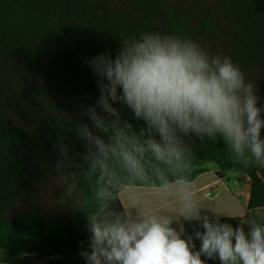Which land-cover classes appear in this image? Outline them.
<instances>
[{
  "label": "trees",
  "instance_id": "16d2710c",
  "mask_svg": "<svg viewBox=\"0 0 264 264\" xmlns=\"http://www.w3.org/2000/svg\"><path fill=\"white\" fill-rule=\"evenodd\" d=\"M142 33L188 39L210 56L230 57L264 106V0H0V264L81 258L91 251L83 243L93 217L127 219L120 186L191 182L209 162L221 178L235 168L248 176V208H264L258 165L237 162L219 136L181 135L175 152L158 159L147 142L160 137L144 120L124 103L113 105L118 118L98 105L90 58L115 57L123 41ZM93 107L99 126L89 118ZM124 151L139 161V174L125 165ZM220 219L234 228L243 220ZM184 230L202 229L187 221ZM194 243L198 250L201 242Z\"/></svg>",
  "mask_w": 264,
  "mask_h": 264
},
{
  "label": "clouds",
  "instance_id": "9594fccd",
  "mask_svg": "<svg viewBox=\"0 0 264 264\" xmlns=\"http://www.w3.org/2000/svg\"><path fill=\"white\" fill-rule=\"evenodd\" d=\"M89 64L98 76V105L118 118L113 105L124 103L144 120L160 137L161 142H147L158 159L175 152L181 135L194 133L219 136L245 166L252 160L264 164V106L256 86L230 57L210 56L188 39L142 33L139 39L123 41L115 57L101 54ZM87 111L99 126L96 108ZM94 143L106 156L108 146L98 137ZM144 150L135 148L141 154ZM121 156L131 171L140 173L132 153ZM182 216L198 222L202 230L185 235L182 224L174 228L172 220L151 213L138 220L118 216L111 223L93 217L88 226L91 251L81 255L87 264H206L202 256L219 259L220 264H264V225L242 220L234 228L219 215H202L191 202L185 203ZM195 239L201 242L198 250Z\"/></svg>",
  "mask_w": 264,
  "mask_h": 264
},
{
  "label": "crops",
  "instance_id": "0c3cea01",
  "mask_svg": "<svg viewBox=\"0 0 264 264\" xmlns=\"http://www.w3.org/2000/svg\"><path fill=\"white\" fill-rule=\"evenodd\" d=\"M203 172L191 182L182 180L162 186L124 185L117 190V197L125 211L127 219L138 220L143 214H154L173 221V227L185 226L182 213L186 202L193 203L202 215L215 218L241 217L253 220L254 215L264 208L250 210L249 177L237 172H228L219 177L220 168L208 163L201 166ZM260 173V172H259ZM261 178L264 180L260 173ZM208 192H211L208 194ZM90 239L83 244H89ZM57 259L49 257L37 264ZM86 259L82 256L75 260H67V264H81ZM87 264V263H86Z\"/></svg>",
  "mask_w": 264,
  "mask_h": 264
},
{
  "label": "rangeland",
  "instance_id": "374dc122",
  "mask_svg": "<svg viewBox=\"0 0 264 264\" xmlns=\"http://www.w3.org/2000/svg\"><path fill=\"white\" fill-rule=\"evenodd\" d=\"M254 161V163H256L259 167V171L262 175V177L264 178V164H260L258 162H256L255 160H252ZM211 164H214L216 167H218L215 163L213 162H209ZM205 164H208V163H205ZM232 173V172H231ZM250 221H253V222H256V223H259V224H262L264 225V210H261L260 212L256 213L254 215V219L253 220H250ZM245 231L247 232L248 231V227L247 225H245Z\"/></svg>",
  "mask_w": 264,
  "mask_h": 264
},
{
  "label": "built area",
  "instance_id": "2783aa9c",
  "mask_svg": "<svg viewBox=\"0 0 264 264\" xmlns=\"http://www.w3.org/2000/svg\"><path fill=\"white\" fill-rule=\"evenodd\" d=\"M211 192H208V194H210Z\"/></svg>",
  "mask_w": 264,
  "mask_h": 264
},
{
  "label": "water",
  "instance_id": "95a60500",
  "mask_svg": "<svg viewBox=\"0 0 264 264\" xmlns=\"http://www.w3.org/2000/svg\"><path fill=\"white\" fill-rule=\"evenodd\" d=\"M235 171H237V169L235 168Z\"/></svg>",
  "mask_w": 264,
  "mask_h": 264
}]
</instances>
